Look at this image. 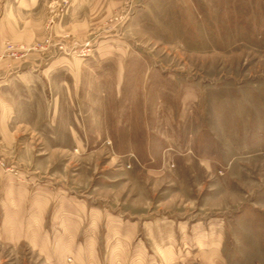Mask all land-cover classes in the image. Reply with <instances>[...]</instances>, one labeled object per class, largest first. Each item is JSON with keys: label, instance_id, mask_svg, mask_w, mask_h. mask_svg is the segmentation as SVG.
<instances>
[{"label": "rangeland", "instance_id": "374dc122", "mask_svg": "<svg viewBox=\"0 0 264 264\" xmlns=\"http://www.w3.org/2000/svg\"><path fill=\"white\" fill-rule=\"evenodd\" d=\"M0 97V264H264V0H0Z\"/></svg>", "mask_w": 264, "mask_h": 264}, {"label": "crops", "instance_id": "0c3cea01", "mask_svg": "<svg viewBox=\"0 0 264 264\" xmlns=\"http://www.w3.org/2000/svg\"><path fill=\"white\" fill-rule=\"evenodd\" d=\"M1 99L2 98L0 97V122L1 123L3 122V124H1V123L0 124L7 126V124H8L7 118L10 116L9 112H10V109H12V108L8 105V103H6L5 101H3ZM2 128H4V126H2ZM1 132H2L3 137L5 139L7 138L6 141H9L10 139H13V138H11L13 135L8 129L4 128V131L2 129ZM46 211H47L46 210V205H44V207L42 209H40V211H38V213H39L38 216L39 215H44ZM129 228H130V231H129L128 238L129 239L135 238L136 237V230L138 228V225L136 223H132L131 225H129Z\"/></svg>", "mask_w": 264, "mask_h": 264}, {"label": "built area", "instance_id": "2783aa9c", "mask_svg": "<svg viewBox=\"0 0 264 264\" xmlns=\"http://www.w3.org/2000/svg\"><path fill=\"white\" fill-rule=\"evenodd\" d=\"M0 166L3 168L6 166L5 162L3 161L1 157H0Z\"/></svg>", "mask_w": 264, "mask_h": 264}]
</instances>
